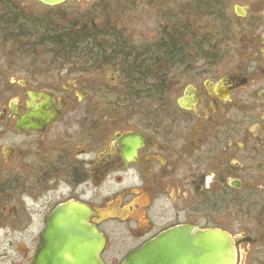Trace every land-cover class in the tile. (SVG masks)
I'll use <instances>...</instances> for the list:
<instances>
[{"label":"flooded vegetation","instance_id":"obj_1","mask_svg":"<svg viewBox=\"0 0 264 264\" xmlns=\"http://www.w3.org/2000/svg\"><path fill=\"white\" fill-rule=\"evenodd\" d=\"M101 1L115 8L58 15L87 39L82 59L52 49L8 81L0 53V224H26L30 241L5 264H33L66 205L89 214L103 264L177 226L222 235L232 264H264V0ZM31 3L0 0V51L8 35L38 46Z\"/></svg>","mask_w":264,"mask_h":264},{"label":"water","instance_id":"obj_2","mask_svg":"<svg viewBox=\"0 0 264 264\" xmlns=\"http://www.w3.org/2000/svg\"><path fill=\"white\" fill-rule=\"evenodd\" d=\"M55 6L64 0H35ZM66 205L49 218L33 264H103L104 239L88 223L89 214ZM120 264H232L224 237L188 226L170 228L131 252Z\"/></svg>","mask_w":264,"mask_h":264},{"label":"rangeland","instance_id":"obj_3","mask_svg":"<svg viewBox=\"0 0 264 264\" xmlns=\"http://www.w3.org/2000/svg\"><path fill=\"white\" fill-rule=\"evenodd\" d=\"M242 1V0H241ZM231 4L241 5L240 0H231ZM24 7L23 12L29 14L36 20H39V22L35 26L34 19H31L30 17H27L29 21L27 20H20L16 23L23 24V28L26 31V29H30L32 26H35V29L37 30L36 34V41L38 46L34 49L30 45H26L27 42H30L32 40L31 37H29L27 40H23V43L20 46L19 42L15 41L12 44L11 39H17V37H11L8 35L6 37L7 39V47L5 51H0L1 54L6 58V61L8 62L9 66V74H8V81L11 79L12 76H14L15 69L12 68V65L15 63L22 64V66H28L26 64L27 62L31 61H46V60H56L53 57H51L50 52L52 50L51 47L48 46V43L51 42V37L53 34L58 33L57 31H61L60 29L65 26L67 27V22L62 21L59 19L58 15L62 12H69L71 9H76L77 13H87L90 15H93L94 17L97 16V14H101V11L108 12L111 11V9L115 8L114 6H108V3H103L101 0H87L86 2L81 1L77 4L72 5H63L57 9L47 8L42 5L35 4H22ZM104 7V8H103ZM71 8V9H70ZM103 8V9H102ZM31 20L33 22H31ZM71 31L73 32V29L71 28ZM12 34V33H11ZM27 36H25L26 38ZM24 38V39H25ZM79 38V37H78ZM238 38V37H237ZM22 40V39H21ZM30 46V47H29ZM49 52V54H48ZM84 54L79 52L77 60H80L83 58ZM87 55V54H85ZM58 56V55H57ZM68 61L74 60L69 55L67 57ZM76 60V59H75ZM24 72L28 69H22ZM118 68L114 67H108L103 70V78L105 85L108 86V83L112 80H117L119 73ZM10 71H13L10 73ZM19 75L21 73H18ZM111 87L112 85L109 84ZM2 229H0V263L5 264L9 262V257L16 256L13 253V249L9 246V243L12 244V246H18L17 250L20 255L24 254V249L29 248V239L25 236L21 235L19 232L21 231V228L25 226L26 224H0V227L3 226ZM34 225V224H33ZM7 228V229H4ZM11 229L12 231L11 233ZM25 247V248H23ZM21 261V260H20Z\"/></svg>","mask_w":264,"mask_h":264},{"label":"trees","instance_id":"obj_4","mask_svg":"<svg viewBox=\"0 0 264 264\" xmlns=\"http://www.w3.org/2000/svg\"><path fill=\"white\" fill-rule=\"evenodd\" d=\"M25 21V20H24ZM58 33L53 34V36L50 38L51 42L48 43V46L53 49V51H56L55 54L61 53V49L65 47L64 49L71 52L72 59L76 58V55L79 54V52H83V45L86 43L87 39L85 38H78L74 32L71 31V29H66L63 31H57ZM85 42V43H84Z\"/></svg>","mask_w":264,"mask_h":264}]
</instances>
